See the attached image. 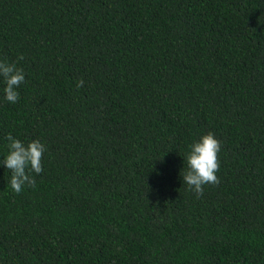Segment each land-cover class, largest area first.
<instances>
[{
    "label": "trees",
    "instance_id": "16d2710c",
    "mask_svg": "<svg viewBox=\"0 0 264 264\" xmlns=\"http://www.w3.org/2000/svg\"><path fill=\"white\" fill-rule=\"evenodd\" d=\"M0 59V153L45 145L35 186L0 167V264H264V0H0Z\"/></svg>",
    "mask_w": 264,
    "mask_h": 264
},
{
    "label": "clouds",
    "instance_id": "9594fccd",
    "mask_svg": "<svg viewBox=\"0 0 264 264\" xmlns=\"http://www.w3.org/2000/svg\"><path fill=\"white\" fill-rule=\"evenodd\" d=\"M25 80L22 67L16 62L0 59V102L16 103L19 86ZM83 81L77 82V86ZM220 141L211 131L193 138L187 145L183 158V171L180 173L185 186L199 195L205 184L218 182L216 172L219 167L218 152ZM45 145L38 139L21 140L11 133L6 134V151L0 153V167L9 170L8 186L19 193L26 186H35L33 174L43 170L42 156ZM157 174L159 170L157 169Z\"/></svg>",
    "mask_w": 264,
    "mask_h": 264
}]
</instances>
